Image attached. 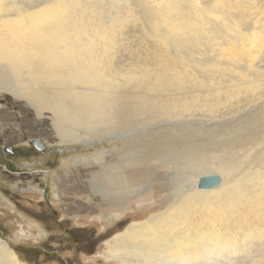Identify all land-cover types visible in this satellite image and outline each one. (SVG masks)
Masks as SVG:
<instances>
[{
  "label": "bare ground",
  "instance_id": "1",
  "mask_svg": "<svg viewBox=\"0 0 264 264\" xmlns=\"http://www.w3.org/2000/svg\"><path fill=\"white\" fill-rule=\"evenodd\" d=\"M132 18L149 61L121 66L118 25ZM262 69L264 0H0V91L56 110L66 139L84 141L73 125L110 127L111 172L100 191L115 211L135 202L138 220L106 240L105 253L128 264H214L264 246ZM133 85L198 90L120 94ZM239 95L247 106L231 118L195 114L236 109ZM247 118L260 120V130L238 131ZM149 170L163 179L157 196L142 178ZM206 174L218 181L200 188ZM0 264H20L1 238Z\"/></svg>",
  "mask_w": 264,
  "mask_h": 264
},
{
  "label": "rangeland",
  "instance_id": "2",
  "mask_svg": "<svg viewBox=\"0 0 264 264\" xmlns=\"http://www.w3.org/2000/svg\"><path fill=\"white\" fill-rule=\"evenodd\" d=\"M123 8L124 5L116 8V11L122 14ZM98 9L107 11L108 8L100 6ZM137 27L133 18L118 25L121 39L119 38V48H116L115 62L121 66L136 65V58H141L138 61H149L147 55H144L148 45ZM195 51L197 48L194 47ZM124 89L120 94H197L189 92L198 90L196 86L187 91L168 90L157 93L146 90L144 85ZM246 97L239 95L241 100L237 98L241 109L238 106H235L236 109L223 107L208 112L197 110L195 114L205 119L210 118L205 117L210 115L217 116V119L231 118L235 110L241 111L247 106ZM55 115L56 110L42 111L26 97L0 91V166L6 168V172L0 171V238L14 251L20 264H128L105 253V241L138 220L132 215L135 212H131V208L137 205L135 202L131 200L125 208L115 211L100 191L102 187L99 186L105 184L111 172L112 153L109 149L112 148L113 140L106 135L110 132V127L106 124L94 127L73 125L70 130L74 135L78 134L81 140L98 141L93 145H83L84 141H78L77 138L66 139L61 136L65 126L56 120ZM244 123L243 127H246L238 131L248 133L260 130L261 122L258 119L247 118ZM71 131L69 132L72 133ZM190 133L194 136L200 134ZM190 133L182 137L184 141L190 140L187 137ZM213 133L215 132L210 131L207 137L211 138ZM227 136L229 135L226 134L225 137ZM182 138L177 137L178 141ZM199 138L202 139V136ZM97 152L100 153L96 160L82 157ZM151 173L152 176L149 175ZM142 174V178L148 182L146 187L151 181L154 182L153 185H157L153 190L157 196L163 180L161 174L157 175L150 170ZM30 177L31 180L37 179L36 183L27 179ZM40 211L43 212L42 216L38 215ZM37 216L43 220H39ZM66 232L69 235L66 236ZM74 235H78V241ZM74 239L78 244L74 243ZM259 246L246 245L237 253L215 256L211 260L214 264H264V246Z\"/></svg>",
  "mask_w": 264,
  "mask_h": 264
},
{
  "label": "water",
  "instance_id": "3",
  "mask_svg": "<svg viewBox=\"0 0 264 264\" xmlns=\"http://www.w3.org/2000/svg\"><path fill=\"white\" fill-rule=\"evenodd\" d=\"M218 181V178L216 176H206V177H202L199 180V184L198 186L200 188H209L213 185H215Z\"/></svg>",
  "mask_w": 264,
  "mask_h": 264
},
{
  "label": "flooded vegetation",
  "instance_id": "4",
  "mask_svg": "<svg viewBox=\"0 0 264 264\" xmlns=\"http://www.w3.org/2000/svg\"><path fill=\"white\" fill-rule=\"evenodd\" d=\"M40 205H41V203H39V206H40ZM38 215H39V216H42V215H43V212L40 211ZM39 216H37L36 218H38L39 220H43V219H42L41 217H39ZM45 219H46V217L44 218V221H45ZM67 235H69V233L66 232V236H67ZM74 238H75L77 241H78V239H79L78 235H74ZM75 239H74V241H75L74 243H75V244H78V242H77Z\"/></svg>",
  "mask_w": 264,
  "mask_h": 264
}]
</instances>
